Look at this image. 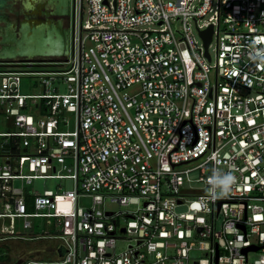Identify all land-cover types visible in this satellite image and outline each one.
Returning <instances> with one entry per match:
<instances>
[{"label":"built area","instance_id":"1","mask_svg":"<svg viewBox=\"0 0 264 264\" xmlns=\"http://www.w3.org/2000/svg\"><path fill=\"white\" fill-rule=\"evenodd\" d=\"M257 50L264 0H71L64 56L0 61V243L51 239L64 253L25 264H264ZM21 78L39 93L20 94ZM214 170L235 176L226 196L208 191ZM40 179L73 189L28 190ZM104 195L138 208L104 212ZM39 219L49 231L22 232Z\"/></svg>","mask_w":264,"mask_h":264},{"label":"flooded vegetation","instance_id":"2","mask_svg":"<svg viewBox=\"0 0 264 264\" xmlns=\"http://www.w3.org/2000/svg\"><path fill=\"white\" fill-rule=\"evenodd\" d=\"M71 0H0V61L55 59L50 53L66 45ZM0 264H25L32 257L53 258L54 241L19 244ZM16 252V253H15Z\"/></svg>","mask_w":264,"mask_h":264},{"label":"rangeland","instance_id":"3","mask_svg":"<svg viewBox=\"0 0 264 264\" xmlns=\"http://www.w3.org/2000/svg\"><path fill=\"white\" fill-rule=\"evenodd\" d=\"M162 2H166V1H173V0H161ZM86 4L83 2L82 3V14H83V19L86 18ZM189 27H190V31H191V35L193 37V39L199 43V39L198 36L194 30V25L193 23L189 22ZM214 47V41L211 44L210 48H209V54L211 59H213V52H212V48ZM31 81L32 79L30 78H21L20 79V87H19V92L22 95H32V94H37L39 93V91L37 89H35L34 87L31 86ZM62 92V91H61ZM129 92H134V89H132ZM36 101V100H35ZM27 103L31 105L30 101L28 100ZM72 128V117L68 118V129L71 130ZM18 185V183H16ZM56 187H59L60 190H72L73 189V185L72 182L70 180H44V179H40V180H34L28 187V190H31L33 192H38L41 193L43 190H50V191H56ZM92 204V198L89 196H82V197H78L76 200V206L78 209L80 210H85L87 208H89ZM100 210L104 211V212H113V213H123V212H127V211H134L136 208H138L137 205H128V206H118L116 203L110 201V197L107 195H104L102 197V202L101 205L99 206ZM185 210V206H179L176 207L174 209L175 212H183ZM119 225L122 224L123 220L122 217L119 216L117 218ZM32 222H34L33 224V228L32 230H25L22 232L25 233V235H29V234H37L38 232L41 231H49V229H47V227L45 225H43L44 220H33ZM16 228L17 230H21L20 228V224L19 222L16 223ZM55 230H57V228H55ZM132 243V240L127 238L126 236H124L123 238H119L116 240L115 242V250L116 252H121L124 251L126 249V246ZM2 249H0V253H2ZM190 258H198V257H202L203 255L199 252H190L188 255ZM254 255L249 254L248 255V259H253Z\"/></svg>","mask_w":264,"mask_h":264},{"label":"clouds","instance_id":"4","mask_svg":"<svg viewBox=\"0 0 264 264\" xmlns=\"http://www.w3.org/2000/svg\"><path fill=\"white\" fill-rule=\"evenodd\" d=\"M251 58L264 64V50H257ZM234 183L235 176L231 171L224 172L220 170H214L212 176L209 177L208 180V191L217 196V198H220L222 196H226L231 191L232 185ZM193 203L196 204L198 202Z\"/></svg>","mask_w":264,"mask_h":264},{"label":"water","instance_id":"5","mask_svg":"<svg viewBox=\"0 0 264 264\" xmlns=\"http://www.w3.org/2000/svg\"><path fill=\"white\" fill-rule=\"evenodd\" d=\"M198 35H199V37L202 41V44H203L204 54L207 57L205 51H206L207 45L210 42L211 28L209 27L207 30L200 31L198 33ZM50 53H52L53 56L62 57L66 54V45L57 46ZM218 208H219V204L216 205V211L218 210ZM106 215H109V214H106ZM252 250H254V249L253 248H245L242 250V253L245 254L246 252L252 251ZM55 253H56V257L54 259L55 261L59 260L62 257V255L64 254L62 251H59L58 248L56 249Z\"/></svg>","mask_w":264,"mask_h":264},{"label":"crops","instance_id":"6","mask_svg":"<svg viewBox=\"0 0 264 264\" xmlns=\"http://www.w3.org/2000/svg\"><path fill=\"white\" fill-rule=\"evenodd\" d=\"M33 242H35V241H33ZM23 243H30V242H23V241H7V242H2V243H0V249H2L3 252L0 253V254L3 255L5 253V251L8 250V248L9 249L10 248L11 249L13 248L15 251L18 252L19 249L17 247L20 246L19 244H23ZM57 248H58L57 247V241H54L53 252H54L55 256L53 258L47 257V258H43V259L40 258L39 259L37 257H32L31 259H28V260L41 261V262H46V263L53 262V261H55L54 260L55 257H56L55 251H56Z\"/></svg>","mask_w":264,"mask_h":264}]
</instances>
